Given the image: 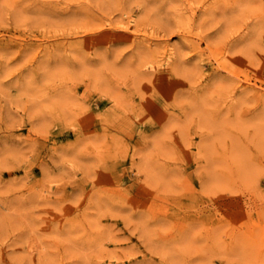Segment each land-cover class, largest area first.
<instances>
[{
  "label": "rangeland",
  "instance_id": "374dc122",
  "mask_svg": "<svg viewBox=\"0 0 264 264\" xmlns=\"http://www.w3.org/2000/svg\"><path fill=\"white\" fill-rule=\"evenodd\" d=\"M0 264H264V0H0Z\"/></svg>",
  "mask_w": 264,
  "mask_h": 264
},
{
  "label": "bare ground",
  "instance_id": "6f19581e",
  "mask_svg": "<svg viewBox=\"0 0 264 264\" xmlns=\"http://www.w3.org/2000/svg\"><path fill=\"white\" fill-rule=\"evenodd\" d=\"M151 63V62H150ZM146 65V64H145ZM148 65V64H147ZM144 67V66H143ZM149 67V66H148ZM147 69V68H146ZM149 69V68H148ZM150 73H152V72H150Z\"/></svg>",
  "mask_w": 264,
  "mask_h": 264
}]
</instances>
